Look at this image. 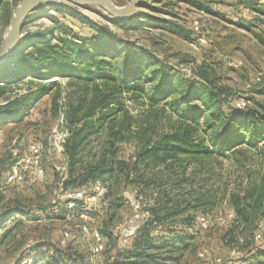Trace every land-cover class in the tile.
<instances>
[{
  "label": "rangeland",
  "instance_id": "rangeland-1",
  "mask_svg": "<svg viewBox=\"0 0 264 264\" xmlns=\"http://www.w3.org/2000/svg\"><path fill=\"white\" fill-rule=\"evenodd\" d=\"M10 1L2 0L0 29L5 6ZM114 1L117 5L126 3V0ZM70 6L150 61L152 67L147 69L149 64L144 67L147 73L159 65L164 66L173 83L182 90L194 81L203 82L194 72L205 66L208 75L217 77L220 85L227 86L232 96L247 98L248 110L264 114V81H257L264 68V0H139L136 16L142 14L151 18L140 17L137 23L126 25L114 24L113 19L99 8ZM30 15L32 17L21 28L20 38L48 29L51 35L58 36L62 28L83 35L91 34L68 14L50 6L39 7ZM196 20L207 38V46H190L189 40L196 37L192 29ZM170 22L180 28L173 27ZM28 80L32 79L13 85V94L28 98L36 92L38 82ZM46 85L51 86V91L39 95L21 123H7L0 128V194L4 196L0 211L3 210L2 204L10 202L12 205L13 200L18 199L28 207L30 214L37 217L22 225L12 241L0 245V264H13L20 251L36 243H47L59 250L71 249L84 256L83 264H103L105 252L112 247L109 239L101 238L103 252L93 256L91 231L82 233L78 228L80 222L71 211L63 218H54L53 215L55 210L64 208L66 201L67 193L61 190L59 183L64 179L67 166L61 144L69 129L67 102L76 97L79 85L69 87L60 77L46 81ZM57 86H60L59 96L53 105ZM122 90L115 99L118 111L110 120H115L113 128L121 129L124 124L127 127L122 133L124 139L113 141L118 152L114 163L120 160L130 167L137 150V137L153 129L159 133L168 130L178 116L172 111L173 97L152 100L146 94H133L124 87ZM203 127L200 126L196 136L203 135ZM109 138L106 123L84 147L81 153L83 162L96 161L95 154L109 142ZM33 143L41 151L39 187L29 182L27 177L34 174L27 172L18 183L23 185V191L17 193L16 186L6 184V178L12 165L29 157L28 146ZM254 144L258 147L256 150L244 144L237 152L224 156L178 157L177 161L170 159L165 165H154L146 160L137 169L127 170V175H119L115 182V177H107L101 182L102 187L98 185L103 189L98 195L96 185L87 184L84 190L78 191L88 198L96 195L93 204L98 219L92 230L99 234L101 222H106L115 238L133 230L127 240L129 243L146 220L177 211L174 217L163 219L155 233L159 242H166L172 236L176 238L174 244L157 252L164 258L162 264H249L244 262L253 247L249 235L246 234L245 238L237 236L236 241L230 243L231 236L227 231L234 219L230 197L239 191L261 186L264 140ZM114 204L120 207L114 209ZM37 206L46 209L37 210ZM154 211L159 217L153 215ZM261 233L264 240V231Z\"/></svg>",
  "mask_w": 264,
  "mask_h": 264
},
{
  "label": "trees",
  "instance_id": "trees-1",
  "mask_svg": "<svg viewBox=\"0 0 264 264\" xmlns=\"http://www.w3.org/2000/svg\"><path fill=\"white\" fill-rule=\"evenodd\" d=\"M19 1L11 0L10 4L5 6L0 41ZM44 6L65 12L91 34L83 35L62 28L58 36L51 35L48 29L19 38L15 49L0 64V128L7 123L18 124L23 121L26 111L39 95L51 91L52 88L46 85V81L60 77L66 80L69 87L79 85L76 97L67 102L66 118L69 129L63 143V155L67 166L64 179L62 182L59 181L61 190H84L87 184L100 185L107 177L113 179L115 177V182L119 175H127V170L137 169L136 167L144 164L146 160L154 165H165L170 159L177 161L178 157L201 159L207 158L210 154L224 156L237 152L238 147L244 144L256 150L258 147L254 143L264 140V114L248 110L247 98L232 96L229 88L221 86L217 77L208 75L205 66L198 67L194 72L203 82L194 81L191 84L195 86L188 84L186 88L178 89V84L173 83L170 72L164 66L159 65L147 73L144 67L148 64L147 69L152 67L150 61L144 60L124 40L99 28L70 5ZM2 7L0 0V11ZM30 17L32 16H27L25 21ZM140 17L151 18L140 14L127 22L115 20L112 22L119 25L134 24ZM169 24L180 28L173 22ZM193 31L195 32L194 29ZM195 34L197 37L198 34L196 32ZM196 37L189 41H194ZM262 44L264 45V41ZM29 78L32 80L28 81L38 82L36 92L28 98L13 94L11 90L13 85L26 82ZM123 87L133 94H146L152 100L173 97L172 111L178 116L175 124L168 126V130L159 133L153 129L137 137V150L130 167L120 160L114 163L118 152L113 141L124 139L122 133L127 125L124 124L121 129L113 128L115 120H110L118 111L115 99L117 94L123 91ZM59 89L60 86H57L53 105H56ZM239 99L246 101L245 110L235 107V102ZM106 123L109 136L111 135L109 142L100 148L97 155L95 154L96 161L83 162L81 153L84 147L89 144L91 136L102 131ZM201 125L204 126L201 130L203 135L196 136ZM27 178L33 185L39 187L40 175L35 173ZM260 179V187L242 190L230 197L234 219L227 233L231 236L230 243L236 241L237 236L245 238L246 234L249 235L253 247L244 260L249 264H264L263 237L261 240L255 239L257 234L262 235L261 232L264 231V174ZM11 185L16 186L17 193H22L23 185L12 183L9 186ZM3 200V194H0V202ZM9 203L2 204L3 210L0 211L1 246L12 241L26 222L37 219L20 200L14 199L12 205ZM119 207V204H114V209ZM44 209H46L44 206H37V210ZM70 211L79 222L81 213L87 215V225L94 243L92 255L102 253L103 249L94 253L96 241L92 234L95 230H92V227L97 224L98 213L93 202H89L88 197L84 196L75 201V207L72 209H68L65 202L64 208L55 210L53 215L54 218H63ZM152 213L159 217L157 211ZM177 213L170 212L161 218L146 220L132 239L130 238L129 243L126 241L124 244L121 237L115 238L112 235L106 222H101L99 236L109 239L112 245L111 249L105 252L103 264H162L164 258L157 252L174 244L176 238L172 236L166 242H159V237L155 233L161 227L163 219L174 217ZM83 262L84 256L71 249L59 250L47 243H36L20 251L13 264H83Z\"/></svg>",
  "mask_w": 264,
  "mask_h": 264
},
{
  "label": "water",
  "instance_id": "water-1",
  "mask_svg": "<svg viewBox=\"0 0 264 264\" xmlns=\"http://www.w3.org/2000/svg\"><path fill=\"white\" fill-rule=\"evenodd\" d=\"M49 4L95 7L101 9L115 21L126 22L137 15L139 0H126L124 5H117L114 0H20L13 10L8 26L2 33L0 64L17 46L26 17L37 8Z\"/></svg>",
  "mask_w": 264,
  "mask_h": 264
},
{
  "label": "built area",
  "instance_id": "built-area-1",
  "mask_svg": "<svg viewBox=\"0 0 264 264\" xmlns=\"http://www.w3.org/2000/svg\"><path fill=\"white\" fill-rule=\"evenodd\" d=\"M233 2L236 1H241V0H231ZM200 24L199 22L193 21V29L195 30V32L198 34L196 39L194 41L190 42V46L192 47H200V46H204L207 44V38L205 36L204 33H202L200 31ZM237 64H235L236 66ZM260 80H264V68L262 69V71L258 74L257 76V81ZM246 101L244 99H239L236 100L235 102V107L238 108L239 110H245L246 109ZM68 133L66 131L65 137H67ZM65 140H62V144L61 147L63 145ZM28 151H29V157H25L23 159H21L20 161L16 162L14 165H12V167L10 168V172L6 178V184H10V183H19L22 181L23 179V175L24 173L30 172L31 174H38L41 175L42 174V170L40 168V157H41V151H40V147L37 144H30L28 146ZM29 169H31V171H29ZM65 174H66V167H65ZM65 177V176H64ZM97 193L101 194L103 189H100L98 184H96L95 186ZM66 206L68 209H72L75 207V201L82 199L84 196L82 194L81 191H66ZM96 195L88 198L89 202H93ZM135 208H138V206H135ZM79 219H80V224L78 225V228L83 232V233H88L89 227L87 225V220L88 217L85 213H81L79 215ZM203 227H206L204 224H201ZM92 234L95 238L96 241V247L94 248V253H98L101 249H102V244H101V237L99 236V234L96 231H92ZM133 234V230L126 232L124 235L120 236L121 237V241L122 243H125L127 241V239ZM65 236H67V233L64 234Z\"/></svg>",
  "mask_w": 264,
  "mask_h": 264
},
{
  "label": "crops",
  "instance_id": "crops-1",
  "mask_svg": "<svg viewBox=\"0 0 264 264\" xmlns=\"http://www.w3.org/2000/svg\"><path fill=\"white\" fill-rule=\"evenodd\" d=\"M256 241L257 240H261L262 239V235L261 234H257V236L255 237Z\"/></svg>",
  "mask_w": 264,
  "mask_h": 264
}]
</instances>
